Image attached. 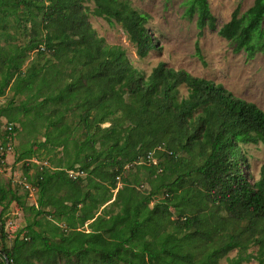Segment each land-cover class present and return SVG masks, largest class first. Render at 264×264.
Returning <instances> with one entry per match:
<instances>
[{
  "label": "trees",
  "instance_id": "16d2710c",
  "mask_svg": "<svg viewBox=\"0 0 264 264\" xmlns=\"http://www.w3.org/2000/svg\"><path fill=\"white\" fill-rule=\"evenodd\" d=\"M40 1L0 0V95L11 80L14 97L31 93L0 105V118L4 112L13 124L14 139L23 128L40 135L14 154L36 202L26 204L0 178V205L9 194L3 208L16 201L31 214L11 247L0 249L9 264H218L224 257L264 264V171L252 182L239 166L242 144L264 142V111L164 62L145 76L120 46L96 36L81 0ZM93 2L92 14L119 22L139 58L158 48L147 13L122 1ZM186 4L198 37L208 28L233 52H264V0L241 14L237 6L219 27L208 0ZM30 12L43 14L40 29ZM17 33L26 37L22 45L13 42ZM195 55L205 65L198 40ZM59 147L54 168L35 162L40 169L28 174L39 149ZM155 154L156 163L147 159Z\"/></svg>",
  "mask_w": 264,
  "mask_h": 264
},
{
  "label": "rangeland",
  "instance_id": "374dc122",
  "mask_svg": "<svg viewBox=\"0 0 264 264\" xmlns=\"http://www.w3.org/2000/svg\"><path fill=\"white\" fill-rule=\"evenodd\" d=\"M40 1V0H39ZM125 2L133 9L148 14L146 23L154 41L158 48L149 52L144 58H139L135 51V45L130 41L125 29L119 22L112 20L108 22L100 16L92 14L95 6L93 0H81L83 8L88 9V21L91 28L94 30L97 37L102 38L103 42L108 45L120 46L126 54L128 61L139 72L147 76L153 67L159 62H164L167 66L175 69H183L190 74L198 77L213 80L215 83L222 84L224 88L230 91L234 96L240 97L246 101L255 103L261 110L264 111V52L257 51L253 56H248L244 51L233 52L232 44L229 40L221 37L215 30L205 28L202 36H197V28L195 25V17L190 18L185 15L187 0H117ZM254 0H208L211 13L216 18L217 27L230 19L231 13L238 6L239 13L245 12ZM41 2V1H40ZM43 2V1H42ZM49 4L45 1L44 5ZM23 8H18V12H22ZM28 17H34L37 22H40L41 28L42 13L30 12ZM13 17H10V20ZM14 22V20L12 21ZM11 22V23H12ZM30 28V23H27ZM38 28V27H37ZM38 29V30H39ZM13 29L9 32L14 33ZM21 32V30L19 31ZM5 37L0 39V44L5 43ZM26 37L24 34L17 33L14 43L22 45ZM199 41V46L205 60V65L202 64L195 55V43ZM36 57L31 54L30 57L23 63L21 70H25L27 64ZM40 62L44 63L47 55L38 57ZM5 68L0 63V84L1 75ZM71 67L68 66L65 73L69 74ZM70 75L67 76L69 80ZM10 84L4 88L0 95V105L11 107L13 103L19 104L24 101L31 93L26 90L20 96L14 97V90ZM187 94L184 85L179 86V96L184 97ZM13 99V100H12ZM30 102H33L32 100ZM23 114L21 113V116ZM8 121L5 113H1L0 118V137L3 134V122ZM110 120L102 124L103 127L109 126ZM16 126H18L16 124ZM36 135L28 134L26 130H18L15 137V150L6 155L8 162L6 168L1 173L2 186L14 188L17 195H21L26 204L36 202V190H28L24 184H17L24 177L25 167L21 161L14 162V154L19 153L21 149L29 146ZM43 140V137H41ZM36 148L35 145H32ZM62 147L46 153L45 149H39V157L32 158V163L28 167V174L32 175L37 169V160L47 167L54 168L56 160L62 156L60 150ZM241 149L245 156V161H241L240 169L245 172L252 182L261 178L264 171V142L242 144ZM159 155L155 154L157 159ZM37 158V159H36ZM198 161L201 158L197 157ZM37 164H36V163ZM77 173V172H76ZM16 183V184H15ZM19 183V182H18ZM10 195L7 194L3 205H0V220H4L3 232H0V249L3 247L10 248L15 238L16 232L23 228L28 217H31L29 212L23 211L16 201H11L3 208L4 203L9 200ZM2 233V235H1ZM236 255V250H232L227 254L228 258ZM1 261V258H0ZM218 264H226V257L219 260ZM243 264H259L251 260Z\"/></svg>",
  "mask_w": 264,
  "mask_h": 264
},
{
  "label": "built area",
  "instance_id": "2783aa9c",
  "mask_svg": "<svg viewBox=\"0 0 264 264\" xmlns=\"http://www.w3.org/2000/svg\"><path fill=\"white\" fill-rule=\"evenodd\" d=\"M0 102H1V97H0ZM3 134L2 136L0 137V176H1V173L2 171L6 168L8 162L6 161V157L3 158L2 156L4 154H9L10 152L13 151L14 149V145H15V139L13 138V124L11 122H3ZM150 157V156H148ZM147 157L148 160H150L151 162L153 163H156V160L154 159V157L151 156V159H149ZM36 161V160H35ZM38 164L40 165H44L43 163H40L38 161H36ZM68 173L70 176H74L76 174H78V172H74L72 170H68ZM19 184H24L26 186V188L28 190H34L35 187H33V185H31L30 183H28L25 179V176L20 179L19 181ZM36 190V189H35Z\"/></svg>",
  "mask_w": 264,
  "mask_h": 264
},
{
  "label": "water",
  "instance_id": "95a60500",
  "mask_svg": "<svg viewBox=\"0 0 264 264\" xmlns=\"http://www.w3.org/2000/svg\"><path fill=\"white\" fill-rule=\"evenodd\" d=\"M0 254H2L3 258H4V261H5V264H9L8 260H7V257H6V254L1 252L0 251Z\"/></svg>",
  "mask_w": 264,
  "mask_h": 264
}]
</instances>
